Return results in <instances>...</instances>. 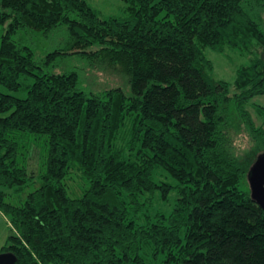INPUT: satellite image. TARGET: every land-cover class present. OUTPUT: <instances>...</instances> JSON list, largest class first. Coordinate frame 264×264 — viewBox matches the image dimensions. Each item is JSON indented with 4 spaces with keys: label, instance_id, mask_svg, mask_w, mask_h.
Returning <instances> with one entry per match:
<instances>
[{
    "label": "trees",
    "instance_id": "16d2710c",
    "mask_svg": "<svg viewBox=\"0 0 264 264\" xmlns=\"http://www.w3.org/2000/svg\"><path fill=\"white\" fill-rule=\"evenodd\" d=\"M127 18H102L87 0H0V211L11 226L0 252L15 264H264V211L235 151L232 114L264 150V0H123ZM37 57L19 33L48 37ZM97 46V49H91ZM248 57L232 82L204 54ZM79 56L119 84L86 90ZM60 71H55V68ZM54 68V70H53ZM28 134L45 138L38 187L18 162ZM79 178L78 195L68 181ZM175 180L171 184L161 175ZM156 175L159 176L156 179ZM169 213L145 214L158 194Z\"/></svg>",
    "mask_w": 264,
    "mask_h": 264
},
{
    "label": "rangeland",
    "instance_id": "374dc122",
    "mask_svg": "<svg viewBox=\"0 0 264 264\" xmlns=\"http://www.w3.org/2000/svg\"><path fill=\"white\" fill-rule=\"evenodd\" d=\"M88 3L97 11L100 17L109 18H127L129 16L128 3L123 0H87ZM261 25L264 29V15L261 16ZM20 41L29 45L35 52L37 57H41L45 53L51 51L57 46L61 37L64 35L63 29L56 30L53 34L48 37H44L41 34H36L32 32L19 33ZM91 49H97V46ZM205 56L212 61L213 64V77L216 79L225 80L232 82L234 80L236 69L248 61L246 55L240 54L238 51L226 50L222 52H215L209 48L204 49ZM64 67L70 69L78 70L80 76V84L86 90H100L112 85L119 84L118 80L111 78L108 73L104 71L95 72V70L90 69L85 66V61L79 56L67 57L61 60ZM54 70V68H53ZM55 71H60L59 68H55ZM28 79L22 80L23 84L18 91H7L5 88L0 86V91L9 92L19 97H24L26 95L25 82L26 80L32 81V77H27ZM264 106V94L254 97L248 104L247 109L250 111L254 121L257 125L261 124V118L256 114L254 110V105ZM233 126L235 129V151L240 157H249L252 159V163L256 159L257 155L264 152V150H259L255 147V144L250 140V137L239 117L233 113L232 114ZM45 138L42 135H32L28 134L20 146L18 162L20 165H24L29 172L33 174L32 181L25 186L24 190L20 193H14L9 191L5 196V199L14 204H19L21 200L26 196V194L38 187L40 183V173L43 171L44 159L46 155V145ZM252 165V164H251ZM70 177L74 180L68 181L69 186L72 190V195H78L80 187L83 185L80 183L79 178L75 173H71ZM156 175V179H158ZM161 179L174 184L175 180L169 175H161ZM159 195L155 196V199L151 204H146L142 206V209L138 212V222H142L141 218L147 214L149 216H154L157 211L164 213H169L174 206L175 201V191L171 192L169 198L165 201L159 199ZM11 234V226L6 215L0 211V251L5 245L9 235Z\"/></svg>",
    "mask_w": 264,
    "mask_h": 264
},
{
    "label": "water",
    "instance_id": "95a60500",
    "mask_svg": "<svg viewBox=\"0 0 264 264\" xmlns=\"http://www.w3.org/2000/svg\"><path fill=\"white\" fill-rule=\"evenodd\" d=\"M247 179L253 200L264 211V152L257 155L250 166ZM16 256L12 252H0V264H15Z\"/></svg>",
    "mask_w": 264,
    "mask_h": 264
}]
</instances>
